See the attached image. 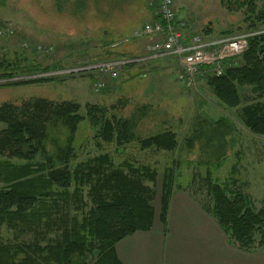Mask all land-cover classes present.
<instances>
[{"label": "rangeland", "instance_id": "1", "mask_svg": "<svg viewBox=\"0 0 264 264\" xmlns=\"http://www.w3.org/2000/svg\"><path fill=\"white\" fill-rule=\"evenodd\" d=\"M175 5L191 23L192 31L202 35L220 38L224 32H231L224 36H233L243 33L252 22L258 26L264 23L256 19L264 11V0H255L254 15L248 0H175ZM156 7L158 0H0V74L11 72L7 68L16 69L14 78L0 82L4 85L0 86V106L24 109L37 100L79 105L85 121L75 135L72 152L77 158L72 165L109 154L125 172L127 164L155 166L158 176L154 181L143 180L153 192L150 206L154 227H166L172 211H182L189 205L211 213L213 203L206 181L209 171L211 180L223 182L235 170L239 181L232 188L248 196L255 210L264 208V136L252 134L243 115L245 106L264 99H257L252 88L246 87L241 90L243 104L230 109L209 86L212 76L204 77L197 89L188 87L179 80L182 69L176 60L147 59L146 46L155 38L135 34L151 20ZM241 56L233 58V67L242 64ZM30 67L40 71L27 73ZM95 105L110 119H129L147 107L136 135L172 132L176 148L141 151L133 143L117 154L115 146L101 139L100 146L87 116L88 108ZM222 118L231 127L210 124ZM172 161L177 162L176 184L167 198L163 172ZM220 162L223 165L214 172L213 164ZM104 171L110 173L111 169L105 167ZM92 179L96 181L97 176ZM92 207L86 186L81 202L67 209L69 220L75 216L81 221ZM1 233L5 243L36 241L33 233L20 234L6 227ZM57 235L53 228L47 239ZM258 251L247 254L260 253L262 257L264 249Z\"/></svg>", "mask_w": 264, "mask_h": 264}, {"label": "trees", "instance_id": "2", "mask_svg": "<svg viewBox=\"0 0 264 264\" xmlns=\"http://www.w3.org/2000/svg\"><path fill=\"white\" fill-rule=\"evenodd\" d=\"M248 3L254 15L255 0ZM256 19L264 21V11ZM244 32L258 34L247 39L242 64L233 67L229 65L233 58L225 59V74L208 79L215 95L230 109L243 104L241 90L246 87L252 88L257 99H264V23L258 26L252 22ZM229 34L232 33L224 32L221 36ZM15 70L7 68L11 72L0 74V82L14 78ZM37 71L40 68L27 69V73ZM15 84H30V81ZM145 108L137 110L129 119L116 116L110 119L103 109L96 105L89 107L87 116L97 131L98 144L101 146V139L115 146L117 154L133 143L141 151L174 150L176 140L172 132H157L147 137L136 135L138 122L145 118ZM243 115L250 132L264 136V102L245 106ZM84 121L80 106L73 103L59 105L37 100L24 109L10 104L0 106V264H122L116 245L136 232L152 228L153 192L143 180L154 181L158 176L155 166L127 164L125 172L124 166L117 165L105 154L74 167L75 135ZM210 122L212 126L231 127L224 118ZM131 160L135 161L132 156ZM176 165L172 161L163 172V191L167 198L172 196L176 184ZM222 165L223 162L214 163L212 169L217 172ZM105 167L111 172L105 173ZM234 171L223 182L211 180L212 173L207 172L208 194L213 203L211 214L229 242L239 250L254 253L264 249V208L255 210L248 196L232 188L239 181ZM93 175L97 176L96 181ZM86 186L93 207L81 221L75 216L69 220L67 209L81 202ZM4 227L20 234L33 233L36 241L5 243L1 233ZM53 228L58 235L47 239Z\"/></svg>", "mask_w": 264, "mask_h": 264}, {"label": "crops", "instance_id": "3", "mask_svg": "<svg viewBox=\"0 0 264 264\" xmlns=\"http://www.w3.org/2000/svg\"><path fill=\"white\" fill-rule=\"evenodd\" d=\"M189 206L172 211L166 227L153 225L119 242L122 264H264V251L261 257L237 249L208 210Z\"/></svg>", "mask_w": 264, "mask_h": 264}, {"label": "built area", "instance_id": "4", "mask_svg": "<svg viewBox=\"0 0 264 264\" xmlns=\"http://www.w3.org/2000/svg\"><path fill=\"white\" fill-rule=\"evenodd\" d=\"M155 15L159 20L146 24L135 34L155 38L146 46L147 59L173 58L182 69L179 80L196 89L204 77L223 76V61L241 55L247 48V39L258 34L243 32L218 38L194 33L192 25L179 17L174 0H158Z\"/></svg>", "mask_w": 264, "mask_h": 264}]
</instances>
